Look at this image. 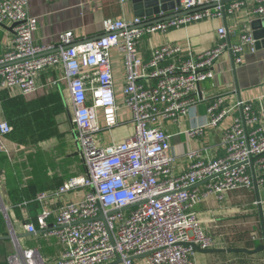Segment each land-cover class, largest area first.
Returning <instances> with one entry per match:
<instances>
[{
    "label": "built area",
    "instance_id": "obj_1",
    "mask_svg": "<svg viewBox=\"0 0 264 264\" xmlns=\"http://www.w3.org/2000/svg\"><path fill=\"white\" fill-rule=\"evenodd\" d=\"M122 3L129 0H120ZM224 0H180L170 19L146 25L145 19L108 20L99 37L77 40L74 33L61 35L57 44L33 42L35 19L27 0H0V25L12 27L10 45L0 56V89L36 91L35 78L42 71L61 66L72 107V126L86 176L65 181L53 194L81 190L83 198L52 211L45 193L36 201L42 208L27 233L57 239L63 247L55 264H195V249H213L214 240L194 212L203 201H222L228 192L264 189V98L238 101L224 107L223 96L207 105L208 125L216 126L232 115L223 132V155L208 159L188 154L189 168L177 175L170 154L169 135L162 122L180 121L197 103L201 82L212 79L215 64L229 53L234 65L242 63L245 46H253L251 34L230 44L228 31L220 27L217 43L196 56H183L182 48L163 45L150 59L137 58L144 34L167 32L197 21L221 18ZM255 18H264V0H257ZM191 12L189 14H181ZM181 14V15H179ZM123 54V106L132 113L133 134L122 143L103 145L100 134L117 126L116 97L109 50ZM100 113L102 124L100 123ZM202 128L193 130L199 134ZM12 128L0 124L3 137ZM203 183V189L197 186ZM15 237V234H13ZM15 239V238H14ZM7 256L8 264H46L36 249L20 248Z\"/></svg>",
    "mask_w": 264,
    "mask_h": 264
},
{
    "label": "crops",
    "instance_id": "obj_2",
    "mask_svg": "<svg viewBox=\"0 0 264 264\" xmlns=\"http://www.w3.org/2000/svg\"><path fill=\"white\" fill-rule=\"evenodd\" d=\"M256 1L231 0L224 5L225 10L234 3L239 6L231 13L225 11L221 18L197 21L165 33L144 34L136 56L147 61L155 49L166 44L180 46L183 56H196L214 47L220 27L228 31L226 38L231 45L238 44L242 35H252L250 22L256 18L252 15ZM27 8L29 16L35 19L33 42L41 45L57 44L62 34L71 31L77 40L99 37L106 21L135 17L130 0L124 3L120 0H27ZM11 28L7 22L0 25V56L10 45ZM241 56L242 63L234 65L232 56L224 54L213 68V78L200 83L197 103L190 113L178 122H162L169 135L175 174L188 170L191 152L208 159L224 153L221 139L232 124V115L216 126L208 125L206 108L211 100L223 96L224 107L232 108L238 101L255 102L264 98V45L258 42L245 46ZM108 58L119 108L117 126L100 134L103 145L122 143L134 132L132 113L123 106V54L111 48ZM61 75V66L42 71L35 78L36 91L29 95H22L17 87L0 89V124L5 122L12 128L3 137L4 149L0 152V238L10 237L0 240V264H8L6 258L15 252V242L22 249H36L46 264H55L63 250L57 239L42 234L23 236L27 234L26 226L36 223L42 208L36 197L39 193L47 194L46 202L52 211L83 198L81 190L53 196L65 181L87 174L73 138V114L66 86L63 82L53 85ZM199 128H202L199 134L192 133ZM78 155L79 163L75 160ZM79 166L86 174L79 173ZM203 186L200 183L197 188L200 190ZM20 197L22 202L18 201ZM194 212L205 233L215 242L210 250H216L195 251V264H264V249L254 254L226 251L253 252L264 245L263 188L228 192L222 201L201 202L194 207Z\"/></svg>",
    "mask_w": 264,
    "mask_h": 264
},
{
    "label": "water",
    "instance_id": "obj_3",
    "mask_svg": "<svg viewBox=\"0 0 264 264\" xmlns=\"http://www.w3.org/2000/svg\"><path fill=\"white\" fill-rule=\"evenodd\" d=\"M132 5L134 6V16L140 19H145L146 25H152V24H157L160 23V21L166 20V19H170L172 18L174 15H167L165 17H161V14H169L170 12H172L175 8L179 7L180 0H130ZM228 2H231V0H224V1H220L221 6H224L225 4H227ZM191 12H185V13H181V14H189ZM179 14V15H181ZM251 24V29H252V38H254V45H257L258 42H260L261 44L264 45L263 40H264V18L258 19H252V21L250 22ZM12 30V28H11ZM42 231H38L37 233H27L24 234L23 236L27 237V236H32L34 234H41ZM21 236V237H23ZM10 237H2L0 238V240H5V239H9ZM196 252H200V253H211V252H216V250H205L202 249L200 250L198 247L196 246H192ZM264 249V245L263 246H258L255 251L253 252H248L246 250H226L227 252H234V253H238V252H244V253H248V254H254L257 251H261Z\"/></svg>",
    "mask_w": 264,
    "mask_h": 264
},
{
    "label": "rangeland",
    "instance_id": "obj_4",
    "mask_svg": "<svg viewBox=\"0 0 264 264\" xmlns=\"http://www.w3.org/2000/svg\"><path fill=\"white\" fill-rule=\"evenodd\" d=\"M73 138H74V136H73ZM23 144H25V143H23ZM79 156V155H78ZM75 160H77V163H79L80 162V156L78 157V158H76ZM80 165V164H79ZM80 167V166H79ZM81 169L79 170V173L80 174H86V170L83 168V167H80ZM9 229H10V232L12 233V229H11V226L9 227Z\"/></svg>",
    "mask_w": 264,
    "mask_h": 264
},
{
    "label": "trees",
    "instance_id": "obj_5",
    "mask_svg": "<svg viewBox=\"0 0 264 264\" xmlns=\"http://www.w3.org/2000/svg\"><path fill=\"white\" fill-rule=\"evenodd\" d=\"M10 134V133H9ZM18 201L19 202H22V198L20 197L19 199H18ZM16 211V210H15ZM0 221H1V215H0ZM36 224V223H35Z\"/></svg>",
    "mask_w": 264,
    "mask_h": 264
}]
</instances>
